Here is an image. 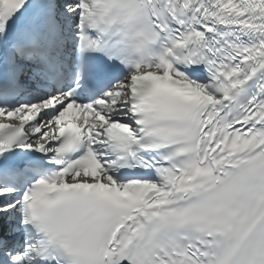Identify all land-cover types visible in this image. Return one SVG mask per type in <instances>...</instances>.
Masks as SVG:
<instances>
[{"label": "snow or ice", "instance_id": "snow-or-ice-1", "mask_svg": "<svg viewBox=\"0 0 264 264\" xmlns=\"http://www.w3.org/2000/svg\"><path fill=\"white\" fill-rule=\"evenodd\" d=\"M0 264H264V0H0Z\"/></svg>", "mask_w": 264, "mask_h": 264}]
</instances>
